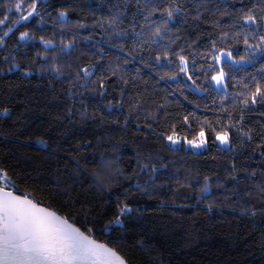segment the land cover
I'll return each instance as SVG.
<instances>
[{"label":"trees","instance_id":"16d2710c","mask_svg":"<svg viewBox=\"0 0 264 264\" xmlns=\"http://www.w3.org/2000/svg\"><path fill=\"white\" fill-rule=\"evenodd\" d=\"M14 2L0 0V13H4V3ZM160 2L166 7L170 0ZM28 3L24 0V15ZM230 3L233 9L244 7L245 11L256 6L257 15L264 7V0ZM116 6L122 8V0H42L38 11L43 20L34 15L18 24L13 22L20 13H4L9 19L6 26H0V35L8 26L14 30L0 47V111L7 107L12 115L0 119V168L18 186L15 194L29 195L53 212L70 217L69 222L81 231L85 226L92 228L93 238L128 264H262L264 195L259 187L264 186V157L260 156L264 149L259 145L264 144V104L249 101L245 109L242 100L257 83L264 88L260 71L264 57L257 52L253 60L243 36L229 39L225 45L209 24L196 27L190 23L171 44L167 58L162 54V45L169 44L165 39L142 51L145 63L139 58L133 61L127 57L131 38L124 53L111 46L121 43L107 23ZM186 6L191 7V0ZM61 11L68 13L66 20L59 16ZM133 11L129 4L120 30L130 29ZM142 19L137 16L138 21ZM153 19L158 20L159 15ZM228 22L225 17L223 23ZM80 24L87 27L80 28ZM236 31L255 32V28L237 25ZM23 32L31 39L20 40ZM258 35H250L248 44H257ZM41 37L53 46L46 47ZM210 40H216V48L232 51L234 60L244 56L248 61L232 68L228 62L223 64L228 74L226 90L219 91L212 84L211 77L220 66L212 58ZM69 41L74 47L61 51ZM176 53L187 57V73L179 70ZM154 55L161 56L160 64L152 59ZM4 57L9 58L7 62ZM94 64L106 69L105 94L87 91L81 96L78 85L86 81L75 73L83 68L93 71ZM53 65L61 68L62 75L52 70ZM100 76L97 70L90 78V88L98 86ZM120 77L129 81L127 88ZM121 102L122 109L107 108L109 103ZM184 116L189 117L191 130L183 123ZM217 119L233 125L229 148L214 142L207 126V148L198 152L172 147L157 135H170L174 130L177 136L192 139L204 120L212 121L219 130ZM245 132L252 135V141H247ZM39 141L48 147L43 148ZM148 156H158L167 165L151 180L146 173L135 174L137 160ZM233 163L239 183L231 179ZM253 171L255 176L250 175ZM137 180L143 188L135 186ZM206 182L209 188L205 192ZM125 201L133 212L122 217L124 226L113 224L104 231ZM71 203L74 207L68 206ZM210 204L211 212L207 211ZM245 207H252L257 215H242Z\"/></svg>","mask_w":264,"mask_h":264},{"label":"snow or ice","instance_id":"6c2138e0","mask_svg":"<svg viewBox=\"0 0 264 264\" xmlns=\"http://www.w3.org/2000/svg\"><path fill=\"white\" fill-rule=\"evenodd\" d=\"M123 7L116 6V11L108 19L107 23L112 32V36L115 39L121 40L119 44H112V47L119 49L121 53L125 52V44L131 38V48L127 50V57L135 61L139 58L140 62L145 63V58L142 55L143 50H151V45H160L165 39L169 40L168 45H162L163 55L167 58L169 48L175 40L180 39L179 33L184 29L185 25L194 24L199 27V23L209 24L212 30L217 34V39L221 44H227L229 39H235L236 37L243 36V42L247 46L246 52L251 55L254 60L256 53L259 52L261 57H264V35H258L261 31H264V7H261L260 14L257 15L256 6L249 8L247 11L244 7L233 9L231 7L230 0H191V7H187L189 0H170L166 7H163L160 0H122ZM42 3V0H29L27 5V15L23 14L24 11V0H15L14 3H4L2 5L4 13H12L15 10L16 13H20L19 20L13 22L18 24L21 20L26 21L29 17L36 16L43 20L42 14L38 11V5ZM129 4H132L135 11L131 15V27L130 29L120 30V25L123 23L122 17L127 14ZM0 13L3 18H0V26H6V21L9 17L7 14ZM159 15V19H153ZM61 18L67 19L68 13L61 11L59 13ZM137 16H142V22L137 20ZM207 16V18H205ZM225 17L229 18L227 25L223 23ZM139 24V31H137V25ZM237 25L241 29L255 28V32L248 31H236ZM80 28L87 27L85 24L78 25ZM228 30H225V29ZM14 28L12 26L7 27V31L0 35V47L5 45V37L12 33ZM256 38L258 35L257 44H248L249 36ZM20 40L31 39L29 33L23 32L20 34ZM41 41L46 47L53 46L51 41H46L41 37ZM63 44V42H61ZM210 45L213 49V60L221 66L217 70V74L211 77V80L215 82L218 89H227V78L228 74L224 71L223 64L228 63V67L241 65L246 61L244 56H241L239 60H234L232 51L221 50L216 48V40H210ZM74 44L69 41L64 44L61 51L65 49H72ZM183 51V49H181ZM179 60V70L181 72H188L189 61L186 56L176 53ZM6 62L8 57L3 58ZM119 59V58H118ZM152 59L155 60L156 64L161 63V56L154 55ZM103 60V55H101ZM128 60H125L127 63ZM172 61L169 60L168 63ZM195 59L192 63L195 64ZM100 64V61H97ZM145 66H150L145 64ZM13 67H19V65H13ZM93 71H89L88 68H83L75 73L78 79H84L86 82L78 85V91L80 95L83 92L91 91L101 96L105 94V72L103 65L97 69L96 64L91 66ZM112 66L109 65V68ZM10 67L8 71H11ZM58 75H62L61 68L53 65L52 69ZM99 70L101 76L98 77L100 83L97 87L90 88L89 85L93 83L90 78ZM264 73V67L260 70ZM112 75H116L115 71H112ZM111 77H107L110 79ZM164 79V76L160 77ZM169 79H176L175 76H169ZM188 79L191 80V75H188ZM121 83L125 88L128 87L129 81L120 77ZM195 83V81H193ZM247 87V86H245ZM75 93L69 95L71 100ZM125 91L122 88L120 96L123 97ZM259 100V103L264 104V88L257 83L255 90L250 92L243 100L242 103L248 108L249 101L251 105H255ZM81 103L83 101L81 100ZM74 106V105H73ZM133 107L139 108L138 104H134ZM109 111L112 109H122L123 103L107 105ZM163 109V105L160 106ZM222 111L227 112L221 106ZM69 115L72 112L69 111ZM12 115L11 110L7 107H3L0 111V119L10 118ZM130 115V113H129ZM156 115H153V120L156 119ZM81 116H87L86 112H81ZM92 118H95L94 116ZM167 119V114H165ZM231 120V116H228ZM243 119V116L240 117ZM189 117H183V123L189 127ZM119 124V121H115ZM199 130L194 132L193 138L188 139L184 137V142L193 148H203L208 143V133L206 132L205 126L211 132L213 141H218L222 145H230V132L229 128L233 127L230 123L224 125L220 119L215 121V125L219 126V130L214 126L212 121L204 120L199 122ZM128 124V117L124 119V125ZM240 131V129H237ZM157 135L166 140L172 145L180 143V140L176 138L177 133L173 130L172 134L166 135L164 133H157ZM247 141H252L253 137L250 133L245 132L243 134ZM43 148H47L48 145L45 141L38 142ZM260 148L264 149V144L259 145ZM260 156L264 157V151L260 152ZM79 166V162H77ZM232 172L234 175L231 176L233 182L239 183L238 171L236 164H232ZM167 165L163 163L160 157L148 156L145 159L137 160V169L135 174L146 173L149 175L151 180L155 177L160 169H166ZM255 176L256 172L253 171L250 174ZM0 180L6 181L10 184L13 189L18 188L15 182L8 177L7 172L0 168ZM136 187L143 188L144 186L136 182ZM209 188L208 183H205L203 191H207ZM259 191L264 195V186L259 187ZM250 196L251 193H248ZM74 207V203L68 205ZM207 211H212V205L210 204ZM133 212V208L129 206L128 202L125 201L119 208V214L107 225L104 226V231H109L113 224L123 227L124 219ZM264 213V209H261ZM242 215H248L254 217L257 215L252 207H245L241 212ZM70 217L63 215H57L56 212L51 211L47 207H42L41 203L35 199L29 198L26 194H15V191L6 190V187L0 186V264H128V261L117 254L115 250L108 247L106 244L99 243L93 238V229L85 226V230L81 231L80 228L75 226V223L69 222ZM264 236V233H262ZM260 248L264 251V239L261 240ZM264 264V262H262Z\"/></svg>","mask_w":264,"mask_h":264},{"label":"rangeland","instance_id":"374dc122","mask_svg":"<svg viewBox=\"0 0 264 264\" xmlns=\"http://www.w3.org/2000/svg\"><path fill=\"white\" fill-rule=\"evenodd\" d=\"M225 63H226V62H225ZM228 63H230V62H228ZM217 65H218V66H221V65L218 64V63H217ZM212 84H213V86H214L217 90H219V91H220V90H223V89H218V87L216 86V84H215L214 81H212ZM176 138L180 140V143L175 144V145H172V144H170V143L168 142L172 147H184L185 149L193 150V151H197V152H198V151H203V150H205V149L207 148V145H206L205 147H203V148H199V149H198V148H193V147L187 145V144L184 142L183 137L176 136ZM217 144L220 145V146L223 147V148H229V147H230V145H222V144H220V142H218V141H217Z\"/></svg>","mask_w":264,"mask_h":264},{"label":"built area","instance_id":"2783aa9c","mask_svg":"<svg viewBox=\"0 0 264 264\" xmlns=\"http://www.w3.org/2000/svg\"><path fill=\"white\" fill-rule=\"evenodd\" d=\"M0 186H4L6 187V190H11V191H15L10 184H7L6 181L4 180H0Z\"/></svg>","mask_w":264,"mask_h":264},{"label":"water","instance_id":"95a60500","mask_svg":"<svg viewBox=\"0 0 264 264\" xmlns=\"http://www.w3.org/2000/svg\"><path fill=\"white\" fill-rule=\"evenodd\" d=\"M42 207H45V206H43V205H41ZM52 211V210H51ZM57 215H59V214H57Z\"/></svg>","mask_w":264,"mask_h":264}]
</instances>
